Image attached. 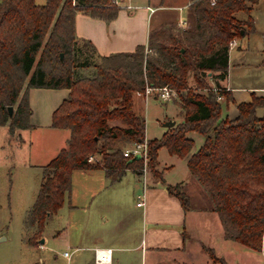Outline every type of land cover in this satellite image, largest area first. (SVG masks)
<instances>
[{
    "label": "trees",
    "instance_id": "1",
    "mask_svg": "<svg viewBox=\"0 0 264 264\" xmlns=\"http://www.w3.org/2000/svg\"><path fill=\"white\" fill-rule=\"evenodd\" d=\"M256 1L191 0L189 26L165 22L132 50L99 54L89 39L76 35L75 13L110 20L120 8L114 0H0V125L6 124L11 135L32 125L30 87L69 89L51 115V125L67 128L69 135L41 166L36 195L22 222L28 243L38 241L46 219L63 204L73 169L101 167L111 181L127 168L142 171V157L123 154L124 143L145 138V117L133 108V91L166 84L178 95L181 118L147 139L152 175L163 179L155 167L161 146L188 155L191 177L206 196L203 207L218 214L224 236L264 253V114L256 113L264 96L252 93L250 100L237 102L234 117L221 115L217 97L232 99L220 83L227 74L229 42L241 31H253L250 3ZM89 66L88 73L78 71ZM192 130L203 139L191 151ZM184 184L165 188L187 208L188 195L176 189Z\"/></svg>",
    "mask_w": 264,
    "mask_h": 264
},
{
    "label": "crops",
    "instance_id": "2",
    "mask_svg": "<svg viewBox=\"0 0 264 264\" xmlns=\"http://www.w3.org/2000/svg\"><path fill=\"white\" fill-rule=\"evenodd\" d=\"M190 2L191 0H118L120 8L117 15L110 20L77 11L74 17L75 33L80 38L89 39L99 54L132 50L136 44L146 42L148 32L153 27L165 22L177 24L180 19L186 20L187 23L192 14ZM127 4L130 6H126ZM253 21V31L245 34L241 32L229 45L227 74L220 83L229 89L232 99L226 100L222 97V116L234 117L237 114L236 103L250 100L252 93L264 96V24L258 26L254 16ZM233 68L236 70L235 78L232 76ZM68 90L67 87L29 88V120L32 125L25 128H42L45 140L42 147L32 148V141L28 139L25 164L28 168L39 170V182L41 166L65 145L69 135L67 128L51 125L52 112L67 95ZM135 102L138 103V98L134 99L133 108L139 112ZM177 107L179 108L178 105ZM256 113L263 115L264 106H258ZM180 118L173 119L178 121ZM111 122L116 123L113 120ZM162 122L159 134L148 136L145 132V137L160 136L168 127ZM0 126L5 127V137L9 140L12 135L8 132V126ZM19 129L21 128L16 129V134ZM188 135L194 141L192 151L202 142L203 136L193 130L189 131ZM163 148L165 147L161 146L157 152V166L162 172V180L151 178V174L146 171L127 168L119 179L111 181L101 167L76 168L89 175L90 181L97 180L90 184L89 194L98 195L103 189L106 191L95 205L104 225L82 233L79 244L70 250L64 249L69 251V256L62 252L69 264H221V259L224 264H245L243 260L246 258V264L250 261L254 264H264L262 251L251 249L244 244L241 246V242L224 236L220 218L215 211L208 206L189 205L185 208L176 195L166 190L167 183H188L195 180L186 164L188 155L181 157L169 153L165 148L168 153L167 161L162 162L160 151ZM177 166L181 169V174L169 176V171ZM128 172L129 185L121 190H114V185L120 183ZM142 191L143 204L137 205L135 200V205L140 207V214L133 216L124 203L128 196L131 200V194L132 197L135 194L137 197ZM69 205L75 206L72 203ZM62 232L63 230L58 229L55 235L60 236ZM216 235L219 237L218 242L214 241ZM43 240L39 239L38 245L33 244L40 246ZM94 246H111V261L95 262ZM209 249L217 257V261H213ZM41 262L43 264L42 259Z\"/></svg>",
    "mask_w": 264,
    "mask_h": 264
},
{
    "label": "rangeland",
    "instance_id": "3",
    "mask_svg": "<svg viewBox=\"0 0 264 264\" xmlns=\"http://www.w3.org/2000/svg\"><path fill=\"white\" fill-rule=\"evenodd\" d=\"M35 1L41 3L44 0ZM263 1L257 0L250 3L252 7L251 12H253L258 26L264 24ZM237 15L242 16L243 13L237 12ZM191 23L192 15L188 18L185 26H189ZM89 51L87 47H84V52L89 53ZM93 60L97 61L98 57L93 55ZM91 69L92 66L78 67V71L82 74L90 72ZM235 72L236 70L233 68V78H235ZM252 78L254 79V77ZM207 80L213 84V80L210 77ZM189 81L192 83L191 77H189ZM197 90L205 92L203 88ZM155 91L147 97L145 94L137 93L136 90L133 91V104L134 99L138 98V103L135 102V105L138 106L139 112L144 114L145 132L148 136L159 134L158 131L162 128L160 123L164 119H178L181 116L176 104L178 100L176 92H174L170 99L162 100L158 98ZM222 97L219 100H222ZM113 122L119 123L117 119H113ZM4 128V126H0V264H37L40 258L43 260V264H69L67 258L62 254L63 250H70L74 245L79 244L82 233H87L92 229L94 230L104 225L95 205L99 197L106 191L103 189L98 195L89 194L88 189L90 184L93 181L97 182V180L92 178L93 181L91 180V182L89 175H86L79 169L73 170L70 191L65 195L63 204L58 208L55 215L46 219L44 229L39 237V239L41 237L44 239L43 242L40 246L34 245H38V241L34 244H28L25 238L26 231L22 222L25 211L33 202L37 192L40 172L33 167L28 168L25 164V158L27 156L28 139L32 141V148H40L45 140V137H43L44 132L40 127H36L35 129L21 128L17 134L14 132L8 140L5 137ZM131 144L132 142H126L123 147H129ZM166 154L168 153L163 148L160 151L162 162L167 161ZM94 156L98 157V155ZM147 161L148 157L145 164L146 172L147 174H151V178L155 179L147 165ZM155 167L157 170H160L157 164ZM181 172V169L177 166L169 171L168 175L179 176ZM129 174L128 172L120 183L114 185V190L118 191L129 185ZM176 189H181L184 194L188 195L190 206L201 207L207 205L206 196L197 181L190 180ZM135 200H138L136 194L134 197L131 194V200L128 196L124 203V206L130 209V214L133 216L140 214V207L135 205ZM69 203L75 204V206H71ZM58 229L63 230L60 236L55 235ZM218 240L219 237L216 235L214 241L218 242ZM239 244L244 246L242 243ZM245 260L243 261L246 264ZM248 264H254V262L250 261Z\"/></svg>",
    "mask_w": 264,
    "mask_h": 264
},
{
    "label": "built area",
    "instance_id": "4",
    "mask_svg": "<svg viewBox=\"0 0 264 264\" xmlns=\"http://www.w3.org/2000/svg\"><path fill=\"white\" fill-rule=\"evenodd\" d=\"M114 2L118 3V0H114ZM126 6H130V4H127ZM185 24H186V20L184 19H180L177 22V25L181 27H184ZM233 41H234V38L230 40L229 45H231ZM154 90H156L155 92L158 98L162 100L170 99L175 92V90L172 87L166 84L161 85V86H151V85L145 84L142 90H136V92L145 94L147 97L149 94H153ZM217 97L221 98L222 96L218 95ZM123 154L125 156H129V155L134 156L138 154L139 157H142L144 160V165L142 166V172H145L146 171L145 164H146V159L148 157L147 156V138L145 137L143 140L132 142V144L129 147H126L123 149ZM89 159H91V156H89ZM137 198L138 200H136V204L137 205L143 204L144 192L142 191L141 193H138ZM93 251H94L93 255H94L95 262L104 263V262L111 261V253H112L111 246H94ZM63 254L66 256H69V251L64 250ZM37 264H42L41 259L38 260Z\"/></svg>",
    "mask_w": 264,
    "mask_h": 264
},
{
    "label": "water",
    "instance_id": "5",
    "mask_svg": "<svg viewBox=\"0 0 264 264\" xmlns=\"http://www.w3.org/2000/svg\"><path fill=\"white\" fill-rule=\"evenodd\" d=\"M242 32V31H241ZM62 55V53H60V56ZM12 109H13V106L12 105H8V113L11 114L12 113ZM175 120L174 119H165L162 124L165 125V126H171L172 124H174ZM134 157H139L138 154L134 155ZM43 238L41 237L40 238V241H42Z\"/></svg>",
    "mask_w": 264,
    "mask_h": 264
}]
</instances>
